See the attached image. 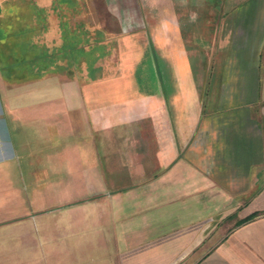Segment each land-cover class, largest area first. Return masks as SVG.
<instances>
[{"label": "crops", "instance_id": "crops-1", "mask_svg": "<svg viewBox=\"0 0 264 264\" xmlns=\"http://www.w3.org/2000/svg\"><path fill=\"white\" fill-rule=\"evenodd\" d=\"M0 6L6 26L0 65L14 66L15 53L26 68L19 89L0 73V264H11L13 251L38 260L50 187L59 189L56 204L67 210L109 197L125 210L132 196L134 209L123 210L102 240L116 242V264H264V0H0ZM110 67L120 68L115 83L85 82L92 91L82 128L99 136L97 156H72L68 148L79 145L60 135L48 145L56 147L53 160L43 155L44 143L8 156L14 130L31 127L44 138L67 127L44 125L39 116L16 129L10 121L28 122L22 111L46 102L69 109L77 76ZM27 69L43 72L31 78ZM64 164L74 177L96 164L105 190L78 192L65 182Z\"/></svg>", "mask_w": 264, "mask_h": 264}, {"label": "rangeland", "instance_id": "rangeland-1", "mask_svg": "<svg viewBox=\"0 0 264 264\" xmlns=\"http://www.w3.org/2000/svg\"><path fill=\"white\" fill-rule=\"evenodd\" d=\"M3 23L5 24V21L2 20L0 13V42L1 38H3L4 33L6 32V26ZM9 24L17 25L21 24V22L10 21ZM18 43H20V40L18 41ZM1 44L4 47L6 45L4 44V42ZM26 49L25 52L27 53ZM12 55L14 59L13 64L15 65L11 66V62L8 61L7 63L9 64V67H4L5 70L0 69V73H2L3 76L7 75L11 79H8L9 83L13 87H15V89H17L21 80V72L26 71V68L22 69L20 67V58L18 59L15 53H12L11 56ZM2 66L0 65V67ZM27 70L29 76L33 75L31 78H35L39 76L41 72H43L39 69H36V72H34L33 69ZM118 70H120V68L110 67L106 68L105 70L94 69L92 71V75L88 73L87 75L82 74L83 76H81V74H79L69 87L71 93H74L76 97L75 103H73L69 109L66 106H63V102H61L60 104V101H57L55 103L60 104L61 107H59V105L57 106L55 103L49 104L46 102L44 106H32L22 111L23 116L28 119V122L20 120L10 121L12 120V118L10 119L9 117V121L13 125L14 129H16L20 124H29V126L35 125L33 123L36 122L35 120L37 116H39L38 122L44 123V125L52 124L56 127L59 126V124L61 123L62 126L67 127L65 129L66 131H61V133H58L56 131H45L44 138H40L41 134L38 135V133L32 130L31 127L28 128L27 132L23 133H18L16 132V130H14L11 145H8L6 149L8 156H12V154L15 155L17 149H22V151H24V149L25 151L29 150V153L32 151H36L37 148L43 146L44 143L45 151L43 155L45 156V158L49 157L51 160H53L52 155H56V147L53 146L54 149H52L49 146L52 143L59 141L58 135L61 136V142H69V140H71L79 145V147L77 148H73L71 146L68 148V151L72 156H97V150L93 149V146H95L93 142H96V140L99 139V136L92 137L89 135V132L86 136L84 135V131L82 128L83 125L86 124L84 120L85 105L87 103L85 95L92 91L91 86H89L90 83L86 84L85 82H88L91 79L96 80L98 82L104 81V79H111L109 81L111 84H113L115 83V78L118 76ZM103 71H105V73L102 76L101 74H103ZM157 72L159 78L163 79L164 70L159 67V70ZM97 78H99L100 80H97ZM96 81L95 84L97 83ZM111 84L109 85L111 86ZM89 102L93 103L91 101ZM0 106L2 107L1 102ZM30 120L33 122H31ZM7 123L6 120H4V124ZM69 128L72 129L71 132L68 131ZM91 139L93 141H91ZM88 140L93 143L92 147L90 146L91 143H89ZM59 155L62 156L64 155V153H60ZM96 166V164H93L92 167L90 166L88 170L86 169L84 171L83 175L80 174L77 177H74L69 176V174H71V167L69 164L67 166L65 164L60 165L62 176L65 179V182L75 183L77 185L76 190L78 192L83 191L85 193H88V191L90 192L91 190L93 196L98 193H102L106 188V180L104 178V175H102L98 171ZM80 184L84 185L85 187L81 189ZM58 190H53L52 187H50L46 188L44 191L43 198L45 214L43 219L45 228V238L44 241H41L39 245L38 260L37 257L36 259H34L35 256L33 255H29V258H26V256L23 257L22 255L19 258L18 254L21 255V252L13 251L11 264H116V261L118 259V254L114 249V247H116V242L113 241V244L110 243L104 245L102 243V240L104 239L108 229L110 230V233L115 231V226L117 222L121 220L122 212L124 209L122 210V207L119 209L117 204L113 202L112 198L108 196V201H105V199L101 201L100 199L96 201H89L90 206L88 208H80V210H67L65 207H59L60 205L56 204L58 200H62L63 198L62 196H60V193L58 194ZM28 196L30 197L31 194ZM93 196L87 195L86 197L94 199L95 197ZM127 199L128 200H126V202L124 203L126 205L124 211H132L135 206L132 196L128 197ZM79 203L77 204L79 205ZM108 203H111L114 207L109 209ZM98 204H101L102 206L97 207L96 205ZM176 220L178 219H175V217L169 219V222H167L166 226H171ZM76 246L78 247V249L75 248ZM74 252L75 254H72ZM77 258H87L88 261L80 262V260ZM7 263L9 264L10 260L7 261Z\"/></svg>", "mask_w": 264, "mask_h": 264}, {"label": "trees", "instance_id": "trees-1", "mask_svg": "<svg viewBox=\"0 0 264 264\" xmlns=\"http://www.w3.org/2000/svg\"><path fill=\"white\" fill-rule=\"evenodd\" d=\"M0 69H2V70H3V69H4V66L0 67ZM4 70H5V69H4Z\"/></svg>", "mask_w": 264, "mask_h": 264}, {"label": "water", "instance_id": "water-1", "mask_svg": "<svg viewBox=\"0 0 264 264\" xmlns=\"http://www.w3.org/2000/svg\"><path fill=\"white\" fill-rule=\"evenodd\" d=\"M0 10H1V6H0Z\"/></svg>", "mask_w": 264, "mask_h": 264}]
</instances>
